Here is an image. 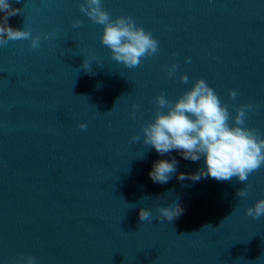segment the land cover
Here are the masks:
<instances>
[{"label": "water", "instance_id": "water-1", "mask_svg": "<svg viewBox=\"0 0 264 264\" xmlns=\"http://www.w3.org/2000/svg\"><path fill=\"white\" fill-rule=\"evenodd\" d=\"M80 2L11 0L21 11L10 25L54 35L37 49L26 40L0 46V264L28 254L37 264H264V217L245 212L264 198V167L246 182L181 181L203 158L160 156L141 131L158 94L175 100L202 77L232 117L233 105H258L246 124L264 135V0H103L112 17L130 15L159 40V53L135 68L112 59L103 26ZM173 156L177 173L153 182V162ZM177 200L183 213L161 221L158 208Z\"/></svg>", "mask_w": 264, "mask_h": 264}, {"label": "clouds", "instance_id": "clouds-1", "mask_svg": "<svg viewBox=\"0 0 264 264\" xmlns=\"http://www.w3.org/2000/svg\"><path fill=\"white\" fill-rule=\"evenodd\" d=\"M79 7L92 22L103 26L102 43L110 49L111 57L116 62L127 68H135L143 59L159 53V40L151 31L138 25L132 16L112 17L103 7V0H81ZM20 11L21 9L12 6L11 0H0V12L4 14L0 16V46H5L10 41L26 40L32 49H37L42 39L48 40L54 33L33 35L30 28L13 27L8 22L9 17L16 16ZM82 24V20L73 21L74 28H80ZM186 62L191 63V57L186 58ZM82 68L94 75L91 62L86 58ZM177 68L175 62L171 63L167 68L169 77H175ZM180 80L187 84V73L182 74ZM237 95L236 89H230L229 96L233 101ZM154 102L155 116L141 129L143 143L154 147L160 156L175 150L185 160H204V166L196 172H180L177 176L179 180L197 182L201 178L211 177L217 181H230L236 177L240 182H246L251 174L264 167V135L246 124L248 112L256 110L258 105H233L236 115L232 117L228 104L221 101L215 89L202 77L197 78L177 99L170 100L164 93H160ZM79 127L87 129L88 125L81 122ZM131 140L139 141L140 133H136ZM178 164L175 156L171 160L158 159L153 162L149 176L155 183H168L172 175L177 173ZM250 188V184L240 188L237 196L247 197ZM158 212L161 221L165 218L173 221L183 213V207L177 200L168 206L159 207ZM245 212L253 219L264 217V198L247 207ZM139 218L141 221L151 222L153 215L149 208L141 207ZM23 264H37L36 257L26 255Z\"/></svg>", "mask_w": 264, "mask_h": 264}]
</instances>
